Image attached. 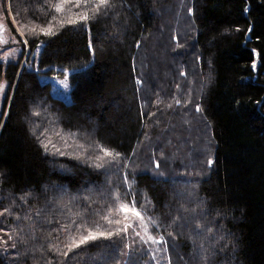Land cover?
Masks as SVG:
<instances>
[{
	"label": "trees",
	"instance_id": "1",
	"mask_svg": "<svg viewBox=\"0 0 264 264\" xmlns=\"http://www.w3.org/2000/svg\"><path fill=\"white\" fill-rule=\"evenodd\" d=\"M7 1L0 264H264V0Z\"/></svg>",
	"mask_w": 264,
	"mask_h": 264
},
{
	"label": "rangeland",
	"instance_id": "2",
	"mask_svg": "<svg viewBox=\"0 0 264 264\" xmlns=\"http://www.w3.org/2000/svg\"><path fill=\"white\" fill-rule=\"evenodd\" d=\"M7 8V9H6ZM9 19L14 23V27L16 31L10 26ZM21 38L19 37V35ZM25 41V37L17 26L16 21L14 19L10 2L6 0H0V61L4 63V65L9 60H17L19 55L23 52V44L22 41ZM25 54L22 58V61H28V55L30 58V54H27V50L24 51ZM27 54V57H26ZM32 56V55H31ZM37 68H41L37 66ZM42 71L39 72L41 80H50L51 81V91L63 97L65 100L71 99V88L72 83L70 80V73L75 69V67H58L56 66L54 71H49L46 69V66L42 67ZM60 69V71H59ZM0 85H3V91H0V113L3 109L4 103L10 99L12 89H9L8 78L6 77L5 70L0 75ZM131 220V219H130ZM135 220V217L129 222ZM141 222V221H140ZM142 223V222H141ZM139 233L144 234L146 230H135Z\"/></svg>",
	"mask_w": 264,
	"mask_h": 264
},
{
	"label": "snow or ice",
	"instance_id": "3",
	"mask_svg": "<svg viewBox=\"0 0 264 264\" xmlns=\"http://www.w3.org/2000/svg\"><path fill=\"white\" fill-rule=\"evenodd\" d=\"M85 2H87V0H85ZM106 3H108V0H99V4H101V5L106 4ZM75 6H77V7L80 6V0H76V5ZM55 7H56L57 11H63V4L56 5ZM79 19L80 20H87V19H89V17L86 14H84V15H81L79 17ZM76 22H77V20H70L69 21V23H76ZM51 32H52L51 27L49 29L45 30V34H51ZM0 91H3V85H0ZM49 143H50V141H49ZM44 147L47 149L48 145L45 144ZM53 147H55V146H53ZM103 152H104V156H112L113 155V153L109 152L107 149H103ZM115 155H118V154H115ZM119 211L120 212H125V213L131 212L134 217H136L140 221H143V216L141 215V213L138 210L135 209V205L134 204L131 207H129V205L122 204L120 206ZM124 219L128 220V216L125 215ZM112 222L113 221H111V220L109 221V223H112ZM115 223L120 224L121 221L120 220H116ZM129 227H131V224H125L124 228L122 230L121 229H117L116 233H112L110 231L109 232H101L99 230V228H97V230L95 232L89 230L87 235H83L81 237V239L79 240L78 244L75 243V241H74L73 244L70 246V249H71V247H78L79 244L87 243L89 240H96V239H98L100 237L110 238L113 234H119L120 231H125L126 232ZM148 240H151L154 243L158 242L152 236H148Z\"/></svg>",
	"mask_w": 264,
	"mask_h": 264
}]
</instances>
